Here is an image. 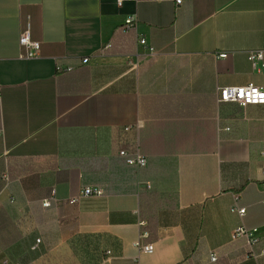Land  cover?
<instances>
[{"label": "crops", "instance_id": "obj_1", "mask_svg": "<svg viewBox=\"0 0 264 264\" xmlns=\"http://www.w3.org/2000/svg\"><path fill=\"white\" fill-rule=\"evenodd\" d=\"M255 49L264 0H0V264H264V103L216 93L264 89ZM85 186L103 195L68 203Z\"/></svg>", "mask_w": 264, "mask_h": 264}, {"label": "built area", "instance_id": "obj_2", "mask_svg": "<svg viewBox=\"0 0 264 264\" xmlns=\"http://www.w3.org/2000/svg\"><path fill=\"white\" fill-rule=\"evenodd\" d=\"M120 3V0H118ZM181 0H175L176 4H179ZM134 27L132 17H128L122 28L124 31H129ZM19 45L25 48V53L20 54L21 57L30 58L35 57L38 55L40 43L36 40H33L29 36L28 29L24 30L18 38ZM138 43L141 45L146 46L148 53H153L154 47L148 45L146 43L145 38H140ZM109 44H105L104 48H108ZM225 53L217 54L218 57H224ZM247 59L251 62V64L257 69L261 70L264 69V49H255L249 50L246 52ZM83 62H87L88 58L84 57L82 59ZM217 93V102L218 103H233L242 108L249 104H263L264 103V89L260 86L255 85L252 82H248L243 85H234V86H220L216 88ZM141 123L137 122L132 126H125L123 127L124 132H128L131 129H135L136 131L140 128ZM118 154L125 159V162L128 165L135 167L136 169H140L146 165V157L143 153L140 152L138 141L133 142L127 148H121L118 150ZM4 178L6 174H4ZM264 187V183L262 184ZM55 191L54 189L51 190L50 197L45 198L42 200L41 205L43 207L50 206L51 199L54 198ZM103 195V191L101 188L98 187H91L85 186L80 189L79 193L75 197H71L68 199V203L74 204L80 198L90 197V196H101ZM238 198L235 197L232 205L230 206V211L236 212L239 216L244 214V208H241L237 204ZM138 226L143 227L144 221L139 220ZM147 231L141 229L139 231L137 239L133 242V245L141 252L150 253L153 250V245L150 242L143 243V239L147 236ZM231 240H245L247 244L250 246L249 255L254 256V252L252 251L253 244L259 240V237H254L252 234V230L246 228L244 225L240 224L235 226L230 233ZM264 238V235H263ZM39 240L37 239L36 242ZM261 253L264 254V247L261 249ZM210 260H216V254L214 252L210 253ZM3 264H7L6 260H4Z\"/></svg>", "mask_w": 264, "mask_h": 264}]
</instances>
